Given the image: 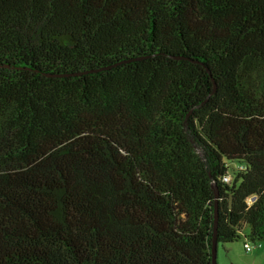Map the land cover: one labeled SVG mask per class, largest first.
I'll return each mask as SVG.
<instances>
[{
	"label": "trees",
	"instance_id": "trees-1",
	"mask_svg": "<svg viewBox=\"0 0 264 264\" xmlns=\"http://www.w3.org/2000/svg\"><path fill=\"white\" fill-rule=\"evenodd\" d=\"M215 237L264 240V0H0V264Z\"/></svg>",
	"mask_w": 264,
	"mask_h": 264
},
{
	"label": "rangeland",
	"instance_id": "rangeland-1",
	"mask_svg": "<svg viewBox=\"0 0 264 264\" xmlns=\"http://www.w3.org/2000/svg\"><path fill=\"white\" fill-rule=\"evenodd\" d=\"M253 245L254 243L251 242ZM250 252L245 249V239L218 246V264H264V240Z\"/></svg>",
	"mask_w": 264,
	"mask_h": 264
},
{
	"label": "water",
	"instance_id": "water-1",
	"mask_svg": "<svg viewBox=\"0 0 264 264\" xmlns=\"http://www.w3.org/2000/svg\"><path fill=\"white\" fill-rule=\"evenodd\" d=\"M213 187L215 189V193H216V197H217V207H218L219 190H218V186H217L216 182L213 183ZM216 217L218 218V209L216 211ZM218 246H219L218 241L215 237L214 245H213V264H218Z\"/></svg>",
	"mask_w": 264,
	"mask_h": 264
},
{
	"label": "built area",
	"instance_id": "built-area-1",
	"mask_svg": "<svg viewBox=\"0 0 264 264\" xmlns=\"http://www.w3.org/2000/svg\"><path fill=\"white\" fill-rule=\"evenodd\" d=\"M230 179H231V176H226L225 178H224V180L225 181H230ZM251 201H252V199H251ZM258 244L257 243H254V245L251 243V241H249V240H247L246 242H245V249H246V251H248V252H250V251H252L253 249H254V247H256Z\"/></svg>",
	"mask_w": 264,
	"mask_h": 264
}]
</instances>
